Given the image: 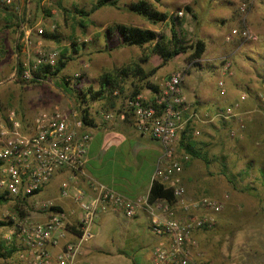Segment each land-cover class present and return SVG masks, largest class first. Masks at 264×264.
Returning <instances> with one entry per match:
<instances>
[{
  "label": "rangeland",
  "instance_id": "obj_1",
  "mask_svg": "<svg viewBox=\"0 0 264 264\" xmlns=\"http://www.w3.org/2000/svg\"><path fill=\"white\" fill-rule=\"evenodd\" d=\"M134 1L139 0H119V7L104 6L89 17L78 14L77 10L89 11L97 0H41L39 4L37 0H13L11 4H0V120L7 121L10 111L13 110L23 121H32L41 111L49 110L55 106L66 109L76 107L80 110L77 97L63 91L56 84L58 81L63 78L69 79L71 86L78 90H86L88 87L98 89L101 75L105 73H111L119 67L133 66L135 63L143 64L148 68L146 70H150L154 63L158 62V60L162 61L159 55L151 52V45L143 48L125 46L118 35H114L107 40L106 30L117 23L151 28L167 37H171L172 20H174L178 38L185 44H193L197 39H201V25H214L208 23L211 19V7L210 5L206 6L208 0H161L159 2L147 0L156 9L165 11L170 15L171 18L168 22L159 24H152L142 16L130 11L127 5ZM256 1L262 4L259 11L263 12L264 16V0H240L238 4L241 6L244 2L249 3L245 12L246 15L250 6ZM187 6L191 7V11L187 10ZM9 12L16 15L19 21L18 24H16V19ZM180 12H182L181 15ZM248 16H246V26ZM242 20L243 15L241 13L239 23L241 28L244 26ZM257 21H259L258 18H256ZM263 21L264 18L259 22L262 23ZM21 25H25L26 28L41 27L44 30L41 35H33L36 42L33 51H36L37 47H42L43 49H48V51L58 52L59 58L61 53L65 54L67 65L58 78L47 79L41 83H29L23 82L17 77L16 65L19 54L15 47L18 42L19 44L22 43V38L24 37L23 35L18 41V32H22V29H20ZM231 26V23L225 24V32L229 33ZM247 27L254 34V38L244 39L239 37V42L244 44V46L242 45L244 53L242 52L240 55L245 59V57L256 54V57H253L255 62L250 65L251 70H239L233 59L228 57L227 52H225V55L233 63L234 74L228 77H230L231 82L235 83L234 89L239 90L240 95L246 94L247 99H249L251 88L238 89L239 86H237L238 82L235 77L239 76L240 73V77H245L244 79L251 77V79L249 78L250 82L264 85V75L257 74L256 69L259 70V67H255V63L259 65L260 61H264V41H260L259 33H256L249 25ZM48 32L56 33L57 39H46L44 34ZM258 42L259 47L251 49L252 53H248L250 47ZM107 43L110 46L108 51H96L99 48H103ZM75 47L78 50L75 51ZM21 54L23 59L22 51ZM222 59L216 58L211 61L209 60V55H203L202 58L195 60L191 58L190 52H187L171 59L164 66V70L167 71L166 75H169L177 70L184 69L186 71L185 79H188L189 85L193 86L198 81L203 86L208 82L214 92H220L221 95H225L227 93L228 77L223 76L220 71ZM260 72L263 73L264 71L261 69ZM127 79L136 80L131 75ZM221 79L224 81L225 91H222L219 87L218 83ZM205 88L203 86L199 91L202 98L197 99L195 105L197 112L204 105L203 97L212 94ZM262 93L264 94V88L260 87L252 91L253 96H256V103L257 99H259V104H257L259 109L262 108L261 104H264L260 98ZM130 94H132V91H125L124 88V93L120 95V107H108L107 105L110 103H105V101L92 102L90 116L93 113L99 114L100 110H108L107 112H113L114 115L119 114L117 112H123L124 100L129 98ZM50 99L54 101L53 104L50 103ZM237 101H233L230 104L232 105ZM243 110L245 108L241 104L238 117L232 119L219 117L220 121L218 124L223 128L220 142L212 149L206 151L202 149L204 150L203 152L207 153L208 163L198 159V164L195 167L196 172L193 177H190L191 179H186V173L183 169L181 174L182 185L186 189V198L188 200L209 196L221 201L223 207H225L236 188L240 189L244 185V183L240 182L235 171L238 168L244 169L248 165L252 166L255 159L264 157V150L261 151V155H257L258 151L253 149L251 141L245 139V131L238 130L236 135H232V131L238 128L239 120H242L245 126L249 125V120L247 121L241 117ZM88 125L91 126L92 124ZM203 127H205L204 124L197 125L190 122L185 128L186 135L194 136L199 139L198 141H201L203 134L206 133L204 132L205 130L203 131ZM196 131H199L200 134H195ZM213 149L218 153L216 160L212 159ZM221 152H225L226 155L221 156ZM221 163L223 165L229 164V168L223 167ZM205 170H208V174L204 173ZM183 177H185L184 181ZM4 191H6L5 188L0 186V193ZM48 198V189L22 201L12 197L13 202L10 205H6V207L0 206V221L13 220L14 225H17L19 219L25 216H29L33 221H44L37 219V217L44 212H48V208L43 206V203L48 201ZM64 211L67 215L68 210L64 209ZM197 214L201 213L194 212V215ZM176 215L178 217L185 216L181 211H176ZM233 216L235 220L237 215ZM69 220L71 221V218ZM73 221L74 219H72ZM148 224L147 227L151 228L152 231L151 217L148 220ZM111 226L112 228L105 230L99 225L94 226L95 237L88 244L95 243L103 250L98 251V253L93 251L89 257L83 256L85 260L98 264H114L113 254L110 252H115L122 248L123 239L132 238L131 232L120 230L117 225ZM246 226L251 228L248 229ZM127 227L130 228L131 226ZM4 231V227L0 228L1 239H3L2 234ZM194 235L198 239L204 257L213 263L264 264V225H213L211 228L197 230ZM141 242H143L141 248L133 247L132 250L130 249L131 251H128L127 248L123 250L126 251L125 254L127 256L129 255L128 258L130 260L136 261V264H152L151 251L154 246L161 242L148 244L146 239ZM24 250L25 247L9 259L0 258V264H28L27 262L29 261L21 257ZM125 254L123 255L124 257H126ZM127 264L135 263L127 262Z\"/></svg>",
  "mask_w": 264,
  "mask_h": 264
},
{
  "label": "built area",
  "instance_id": "obj_2",
  "mask_svg": "<svg viewBox=\"0 0 264 264\" xmlns=\"http://www.w3.org/2000/svg\"><path fill=\"white\" fill-rule=\"evenodd\" d=\"M12 2L0 0V4ZM248 5L244 2L240 6L244 16L243 28H234L227 37L228 41L237 35L244 39L254 38V34L245 25ZM20 29L23 33L18 32L19 39L24 37L21 43L23 59L19 79L29 83L34 80L43 82L47 79L42 76V71L48 65L50 69L57 65L58 52L42 47L33 51L36 43L33 35L43 34V28H26L21 25ZM220 71L226 77L234 74L233 63L229 58L222 59ZM185 77L184 69L169 74L154 100H146L140 95L129 97L121 112L123 118L127 114L132 115L134 126L140 133L148 134L162 144L164 157L153 180L157 179L173 190L174 204L170 205L166 200L150 203L148 194L131 199L92 179L89 183L94 194L90 198H86L80 188H76V192L71 195L72 180H66L62 183V196H72L78 210H72L66 215L59 204L48 200L43 203L51 211L46 220L33 221L29 216L19 219L15 229L21 235L25 247L22 258L30 264H98L83 258L85 246L95 237L93 228L96 219L101 214L117 212L134 218L140 211L147 209L151 215L152 232L168 239L167 243L161 242L154 247L152 264H216L204 257L194 233L216 224V215L223 209V203L209 196L188 200L182 185L184 162L190 159L189 154L178 149L179 137L188 122L183 90ZM218 84L225 91L222 79ZM260 98L264 102L263 93ZM246 99L247 95L241 94L239 100L226 107L220 116L224 119L238 117L241 104ZM103 115L107 119L115 116L113 112H104ZM239 121L232 135L245 128V123ZM92 139L90 126L76 107L66 109L55 106L41 111L32 121H23L14 110L10 111L7 121L0 120V186L10 196L25 199L43 190L65 169H69L73 180H76L88 160ZM176 211L183 212L185 216H176ZM196 211L201 214L194 215ZM74 223L77 225V236L66 240L71 232L69 225ZM61 240L66 241L61 250L53 255L51 246L59 244Z\"/></svg>",
  "mask_w": 264,
  "mask_h": 264
},
{
  "label": "crops",
  "instance_id": "obj_3",
  "mask_svg": "<svg viewBox=\"0 0 264 264\" xmlns=\"http://www.w3.org/2000/svg\"><path fill=\"white\" fill-rule=\"evenodd\" d=\"M239 1L240 0H208L206 6L210 5L211 7V19L208 23L214 25H201L200 37L206 42V51L204 55H209V60L213 61L216 58L227 57L225 55V52H227L228 57L233 59L239 70H251L250 65H253L252 63L255 62L253 57H256V54L245 57L244 59L240 55L243 52L242 45L244 46V44L243 42H239V36H232L230 41L227 40V37L234 28H241L239 27L241 17L239 9L240 4H238ZM261 6L262 4L259 1H256L250 6L247 13V15H249L247 26L249 25L256 33H259L260 41H264V21L262 23L259 22L264 18L263 12L259 11ZM256 18H258L259 21L256 22ZM228 23L232 25L229 33L224 30V25ZM255 44L250 47L248 53H252L251 49L259 47V42ZM235 56H237V58H235ZM161 64L162 61L158 60L151 68L158 67ZM142 66L144 69H148L145 65L142 64ZM255 67H259L260 71L261 69L264 71V61H260L259 65L255 63ZM164 69V66L159 68L153 76L145 81L144 86L140 88V96L150 101L158 96L163 82L168 76L166 75L167 71ZM259 70L256 69V73L264 75V72L261 73ZM244 78L245 77H240V73L239 76L237 75V77H235L238 82V89L251 88L250 98L242 103V107L245 108V110H243L241 117H243V119L245 118L247 121L249 120V125H246L244 128L245 130L243 129L242 132L245 131L244 137L251 141L253 149L258 151L257 155H261V151L264 150V104L262 103V108L259 109V106H257V104H259V99H257L256 103V96H253L252 91L257 88L259 89V87L264 88V85L250 82L251 77H249L250 79ZM187 81L188 79H185L183 83V90L186 96L187 109L185 111V117L188 119L187 124L190 122L196 123L197 125L204 124L205 127H203V131L205 130L204 132H206L203 134V139H201V141H198L199 139H196L194 136H190L189 139L196 143V146L200 149L203 156H207V153L203 151L212 149L220 142V137L223 132V128L218 124L220 121V113L226 107L230 106V103L239 100L240 93L239 90L237 91L234 89L235 83L230 81V77H228L227 80L228 87L225 95H221L220 92H214L212 86L206 82L203 86L212 94L203 97L202 101L204 105L197 112L195 105L197 99L202 98L199 91L203 86L200 85L198 81L191 86ZM134 83H136L134 79H125V91L133 92L135 90ZM29 88L31 89V87ZM156 89L158 90L157 92L155 91ZM118 93V91H115L114 95ZM119 95L121 94H118V96ZM120 101L121 98L118 97L114 107L111 105L107 106L113 108L120 107ZM124 101H126V99ZM53 102L54 101L50 99V103L53 104ZM224 103L225 105L222 106ZM107 111L108 110H100L99 114H91L93 123L90 126V131L93 134V139L90 144L88 160L82 172L77 174L76 180H73L71 171L65 169L59 172L49 184L43 188V190L48 189V200H52L59 204V208L68 210V213L72 210H78V207L72 196H62V183L64 181L72 180L73 186L70 191L71 195L76 192V188H80L85 192L86 198H90L94 194V190L89 183V180L92 179L108 185L128 198L135 199L149 193L156 169L164 157L162 144L150 135L140 133L134 126L131 114H127V116L123 118L122 113L117 112L119 114L115 115L112 119H107L103 115V113ZM195 134H200V132L196 131ZM217 154L218 153L213 149L212 159L216 160ZM220 154L221 156L226 155L225 152H221ZM197 162L198 159H192L188 163H184L186 179H191L190 177H193V174L196 172L195 167L198 164ZM221 165L223 164L221 163ZM228 166L229 164L223 165V167L226 168ZM249 171L250 173H248ZM263 171L264 157L255 159L252 166L248 165L244 167V169L238 168L237 171H235L240 182L244 183V185L240 187V189L236 188L235 192L231 194L230 199L227 201L226 206L223 207L221 212L217 213L215 225H264ZM204 173L208 174V170H205ZM184 180L185 177H183V181ZM29 198H32V196ZM12 202L13 201L10 200L8 203L2 205V207L10 205ZM50 214L51 211L48 210V212L42 213L37 219L46 220ZM233 215H237L235 220ZM150 217L149 211L143 209L134 218L126 217L122 212H117L104 213L96 219L95 225H99L103 230L112 228L111 225H117L118 229L131 232L132 239H123L121 243L122 248L115 252H110L113 254L112 258H114V264H127V262L136 264L135 260H130L128 258L129 255L127 256V254H125L126 251L123 249L127 248L128 251H131L133 247L141 248L143 246V242L141 241L144 239L147 240L148 244H152L153 242L167 243L168 239L166 237L155 235L151 231V228L147 227ZM129 225L131 226L130 228L127 227ZM3 227L5 231L2 234L3 239L0 238V240L10 243L17 241L23 246L21 235L16 231L15 225ZM69 227L71 228V232L68 234L66 240L74 239L78 233L76 223L69 225ZM246 228L250 229L251 227L246 226ZM66 240H61L59 244L51 246L53 255L61 250ZM111 243L113 244L112 241ZM102 250L103 249L98 247L95 243L87 244L84 249V256L89 257L91 252L97 251L95 253H98V251ZM123 253L126 257L123 256Z\"/></svg>",
  "mask_w": 264,
  "mask_h": 264
},
{
  "label": "trees",
  "instance_id": "obj_4",
  "mask_svg": "<svg viewBox=\"0 0 264 264\" xmlns=\"http://www.w3.org/2000/svg\"><path fill=\"white\" fill-rule=\"evenodd\" d=\"M38 4L41 0H37ZM161 1V0H156ZM104 6H115L119 7V0H97V2L93 5L92 9L89 11L78 9L77 13L82 16H91L94 12ZM127 8L142 16L147 21L152 24L166 23L170 20V15L165 11H160L156 9L149 1L147 0H139L131 2L127 5ZM187 10L191 11V7L187 6ZM7 9V7H5ZM9 14L16 19V24L19 23L18 18L14 13L9 12ZM175 21L172 20L171 27V37H167L156 30L151 28H142L133 25H127L123 23H117L106 30V39L109 40L114 35H118L121 39V42L125 46H137V47H145L151 45V52L159 55L162 58V64L158 67H154L150 70H146L143 68L141 64L135 63L133 66H124L115 69V71L111 73H105L101 75L100 78V87L95 89L94 87H88L86 90H78L71 86L70 80L63 78L58 83H56L63 91L68 93L69 95L76 96L78 101V105L80 107L82 116L87 124H92L93 119L90 116V106L92 102L95 101H105V103H110L109 105L115 106L118 100V94L124 93V81L130 75L136 79V83H134L135 90L130 94L129 97H136L140 93V88L144 86L145 81L153 76L159 68L165 66L171 59L174 57L190 52V56L192 59H200L204 55L206 51V42L203 39H197V41L193 44H185L181 39L178 38V33L175 29ZM46 39H57L56 33H45ZM18 37V41H19ZM18 54H19V67L17 77L19 78L20 73L22 71V45L17 43ZM109 44L107 43L103 48H99L97 52L108 51ZM16 49V47H15ZM78 50L75 47V51ZM67 65L66 56L64 53H61V56L58 60L57 65L54 68L50 69V66L46 69H43L42 76L45 79H54L58 78L61 72L65 69ZM30 83H41L39 81H32ZM118 91L119 93L114 95V92ZM158 91L157 89L155 90ZM187 127V126H186ZM185 132V133H184ZM183 134V135H182ZM190 135H186V130L182 131L181 136L178 141V149L189 154L190 159L185 161L184 163H188L192 159H203L208 162V158L206 155H202V152L196 146V143L192 142L190 139ZM1 164V162H0ZM42 190L35 193L38 194ZM150 203H155L159 200H166L170 205L174 204L175 197L173 194V190L167 185L163 184L157 179H154L148 193ZM19 201L25 200L22 198H17ZM12 200V197L9 195L7 191L0 193V206L8 203ZM54 209V208H53ZM56 209H59L58 207ZM13 226L14 221H0V227L3 226ZM17 241L7 242L0 240V258H10L15 254L19 253L23 250V246L20 243H16Z\"/></svg>",
  "mask_w": 264,
  "mask_h": 264
},
{
  "label": "water",
  "instance_id": "obj_5",
  "mask_svg": "<svg viewBox=\"0 0 264 264\" xmlns=\"http://www.w3.org/2000/svg\"><path fill=\"white\" fill-rule=\"evenodd\" d=\"M16 50H18L17 45H16ZM17 60H18V57H17ZM18 67H19V63L17 62V65H16V73L18 72Z\"/></svg>",
  "mask_w": 264,
  "mask_h": 264
}]
</instances>
